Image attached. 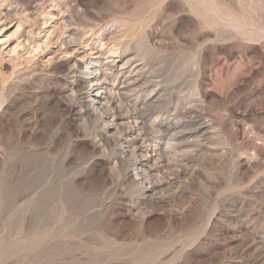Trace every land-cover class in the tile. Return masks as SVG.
I'll return each instance as SVG.
<instances>
[{"label":"rangeland","instance_id":"obj_1","mask_svg":"<svg viewBox=\"0 0 264 264\" xmlns=\"http://www.w3.org/2000/svg\"><path fill=\"white\" fill-rule=\"evenodd\" d=\"M0 264H264V0H0Z\"/></svg>","mask_w":264,"mask_h":264},{"label":"bare ground","instance_id":"obj_2","mask_svg":"<svg viewBox=\"0 0 264 264\" xmlns=\"http://www.w3.org/2000/svg\"><path fill=\"white\" fill-rule=\"evenodd\" d=\"M83 61V60H82ZM100 61L98 60H94V59H89L86 65V68L84 70H74V76L76 77H84L87 76L89 78H91V81L88 85L87 90L84 92V94L86 93V98L89 101V103H91L93 106L98 105L97 107L101 108L100 110H102V114L101 116L103 118H108L109 116L113 115L112 118L115 119L117 117V115H120V110H122L123 107V103L122 102L125 98L127 99V95L130 94L129 92H125V89L127 88V82L125 81V78L123 77V65H121V69L120 72L118 73V77L120 76L119 79V86L117 88H110L106 86L105 80L109 75V72H107V70L104 68V66L99 65ZM114 63L115 61L112 60L109 63H105V67L109 66L108 70L115 68L114 67ZM98 64V65H97ZM123 66V67H122ZM131 71V70H130ZM129 72V71H128ZM128 74V73H127ZM131 83V82H130ZM139 88V87H138ZM129 89V88H128ZM136 90V87L134 88ZM132 88V90H134ZM130 91H132L131 89H129ZM122 91V92H121ZM133 92V91H132ZM132 98V97H131ZM123 99V100H122ZM125 99V100H126ZM129 106V102L130 99L128 97V100H126ZM137 102V101H135ZM135 104V103H134ZM127 106V107H128ZM144 107V105H143ZM142 106H138V104L136 105H132L131 104V108H129L127 110V118L128 121L124 124L123 127V131L125 136L126 141L130 142L131 140H138L139 138L142 137L143 135V129H144V120L146 117V113H145V109H143ZM145 108V107H144ZM98 112V111H97ZM148 112V111H147ZM168 113V112H167ZM158 114V113H157ZM159 115V114H158ZM125 116V115H124ZM163 116V115H162ZM155 118V117H154ZM162 118V117H161ZM111 119V118H110ZM112 120V119H111ZM154 120V119H153ZM156 120V119H155ZM153 122V121H152ZM108 123V122H107ZM170 126V125H169ZM168 126V127H169ZM203 125H197L195 126V131H199L201 129ZM146 127V126H145ZM156 129V128H155ZM159 130V129H158ZM157 130V131H158ZM193 130V129H192ZM145 131V130H144ZM156 131V132H157ZM155 132V133H156ZM161 132V131H159ZM162 133V132H161ZM123 134V133H122ZM147 134V133H146ZM160 134V133H159ZM156 136V135H155ZM144 137V136H143ZM142 137V138H143ZM146 137H144L145 139ZM162 139V138H161ZM168 139V138H167ZM172 139V137H171ZM174 140V139H173ZM162 141V140H161ZM170 141V140H168ZM166 141V142H168ZM142 142V141H141ZM164 142V141H163ZM147 143V142H146ZM169 143V142H168ZM175 143V142H174ZM177 143V142H176ZM140 145H142L141 143H139ZM151 144V143H150ZM157 144L159 145L160 142H157ZM156 144V145H157ZM167 144V143H166ZM135 147H131L130 145L125 146V150L124 152H126L127 154H129V157L135 153V148H139V146ZM153 145V144H152ZM170 145V143H169ZM177 145V144H176ZM178 145H180L178 143ZM143 146V145H142ZM148 146V144H147ZM168 146V144H167ZM164 147L163 148V153H164V149L168 150V148ZM123 149V148H122ZM152 149V148H151ZM159 149V148H158ZM154 150V149H152ZM160 150V149H159ZM162 150V149H161ZM156 152V151H155ZM161 152V153H160ZM162 154V151H159L158 154ZM131 154V155H130ZM140 154V153H139ZM147 154V153H145ZM155 154V153H154ZM138 155V154H137ZM153 154H148L147 157L152 156ZM156 156V155H155ZM164 156V155H163ZM162 156V157H163ZM144 157V156H143ZM146 157V158H147ZM145 158V159H146ZM160 158V157H159ZM133 159V157H132ZM143 159V158H142ZM163 159V158H162ZM128 162V161H127ZM155 162V161H154ZM135 163V161H134ZM142 163H144L142 160L139 162H136L134 164V168L137 170V173L140 174L142 170ZM153 166V165H152ZM133 168V167H132ZM149 169V167H148ZM146 171V169H145ZM148 171V170H147ZM135 172V171H134ZM135 173V174H137ZM146 174V173H145ZM143 175V174H142ZM141 175V176H142ZM137 177V176H136ZM138 178V177H137Z\"/></svg>","mask_w":264,"mask_h":264}]
</instances>
